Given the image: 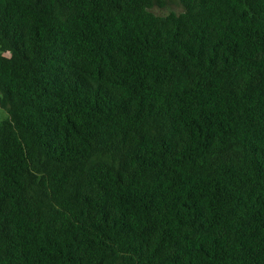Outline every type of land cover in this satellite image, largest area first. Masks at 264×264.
Segmentation results:
<instances>
[{"label": "trees", "instance_id": "obj_1", "mask_svg": "<svg viewBox=\"0 0 264 264\" xmlns=\"http://www.w3.org/2000/svg\"><path fill=\"white\" fill-rule=\"evenodd\" d=\"M0 107V264H264V0H0Z\"/></svg>", "mask_w": 264, "mask_h": 264}, {"label": "rangeland", "instance_id": "obj_2", "mask_svg": "<svg viewBox=\"0 0 264 264\" xmlns=\"http://www.w3.org/2000/svg\"><path fill=\"white\" fill-rule=\"evenodd\" d=\"M172 8L173 9H178V7L176 5H174ZM162 12L167 13L168 11L167 10H163ZM7 117H8L7 112L3 108L0 107V122L2 120H4L5 118H7Z\"/></svg>", "mask_w": 264, "mask_h": 264}]
</instances>
